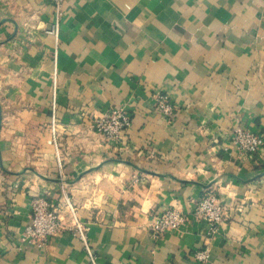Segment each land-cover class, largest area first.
Instances as JSON below:
<instances>
[{"label": "crops", "instance_id": "1", "mask_svg": "<svg viewBox=\"0 0 264 264\" xmlns=\"http://www.w3.org/2000/svg\"><path fill=\"white\" fill-rule=\"evenodd\" d=\"M64 6L56 40L47 0H0V264H91L70 232L44 249L21 241L32 199L60 201L49 127L55 55L64 177L98 263L200 264L193 254L208 246L206 264H264V145L254 157L232 145L238 126L264 140V0ZM155 93L175 107L172 121ZM117 107L132 115L123 144L91 125ZM207 190L229 204L216 234L190 215L153 238L158 214L190 213Z\"/></svg>", "mask_w": 264, "mask_h": 264}, {"label": "built area", "instance_id": "2", "mask_svg": "<svg viewBox=\"0 0 264 264\" xmlns=\"http://www.w3.org/2000/svg\"><path fill=\"white\" fill-rule=\"evenodd\" d=\"M54 9V21L51 27L46 29V34L59 38L66 0H47ZM55 69L52 75V102L50 141L55 151L56 163L62 181L60 201L56 207L44 195H36L31 201L32 222L26 228L22 242H30L39 248H46L50 241L65 233L70 232L83 244L91 264H99L97 255L91 245L89 238L90 222L84 220L80 207L74 200L71 192L65 187L67 181L64 177V157L62 152L61 129L63 123L58 116V68L57 55L54 57ZM156 107L167 118L172 121L175 116V107L170 103L168 96L155 93L153 96ZM93 129L104 135L107 139L123 144L122 139L132 125V115L127 107H117L94 117L91 123ZM232 145L241 153L254 157L264 145L263 138L251 131L238 126L233 130ZM229 204L215 191L207 190L203 197L197 201L193 210L188 213L183 209L171 207L158 214L149 224V230L153 238L158 241L166 234L179 230L190 218V215L199 222L207 223L208 235L216 234L221 225L228 218ZM210 248L208 246L195 251V260L200 264H206L210 260Z\"/></svg>", "mask_w": 264, "mask_h": 264}, {"label": "rangeland", "instance_id": "3", "mask_svg": "<svg viewBox=\"0 0 264 264\" xmlns=\"http://www.w3.org/2000/svg\"><path fill=\"white\" fill-rule=\"evenodd\" d=\"M106 179H108V178H106ZM90 183H91V188H93V189H91V191H93V190L95 189V187H98V186L101 185V183H100V179H98V183H96V184H95V183H92V182H90ZM72 186H73V185H67V184H66L65 187H66L67 189H69V187H72ZM85 193H86V192H85ZM86 198H88V197H86ZM81 201L85 202L84 199L81 200ZM76 202H77V201H76ZM83 202H82V203H83Z\"/></svg>", "mask_w": 264, "mask_h": 264}, {"label": "water", "instance_id": "4", "mask_svg": "<svg viewBox=\"0 0 264 264\" xmlns=\"http://www.w3.org/2000/svg\"><path fill=\"white\" fill-rule=\"evenodd\" d=\"M170 176V175H169ZM172 177V176H171ZM174 178V177H173ZM220 180V177L219 178H216L215 180H214V182L213 183H215V182H218ZM58 181H61L60 179L58 180ZM212 185V184H211Z\"/></svg>", "mask_w": 264, "mask_h": 264}]
</instances>
